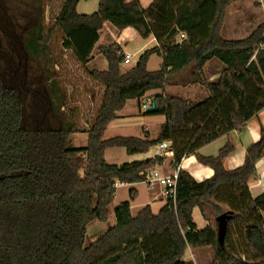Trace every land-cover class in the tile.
I'll use <instances>...</instances> for the list:
<instances>
[{"label": "trees", "instance_id": "obj_1", "mask_svg": "<svg viewBox=\"0 0 264 264\" xmlns=\"http://www.w3.org/2000/svg\"><path fill=\"white\" fill-rule=\"evenodd\" d=\"M49 1L0 0V264H195L184 260L188 247L210 251V264H264V193L253 197L248 185L264 157V128L236 169L222 165L234 150L229 142L215 157L198 153L242 131L264 109V23L245 39L226 40L221 31L234 0H152L145 9L137 0H98L91 15L77 12L82 0H64L47 25ZM107 22L119 31L133 28L156 45L131 67L118 44L99 48L107 69L89 75L104 93L82 129L58 69L68 51L88 64ZM181 34L186 37L177 42ZM152 55L162 58L161 69H147ZM213 59L224 69L209 82L204 67ZM179 82L199 85L208 96L191 102L166 93ZM155 90L161 93L153 114L165 122L154 140L103 139L128 100ZM75 133H87L85 148L72 146ZM164 141L171 142L172 169L195 156L213 175L198 182L178 170L175 208L166 203L154 215L147 206L133 217L130 202H122L116 225L85 247L88 225L109 216L116 181H145L164 163L157 156L111 165L105 151L143 154ZM129 195L134 200L136 191ZM196 207L206 220L213 217L203 230L193 223ZM227 211L233 217L220 244L216 218Z\"/></svg>", "mask_w": 264, "mask_h": 264}, {"label": "crops", "instance_id": "obj_2", "mask_svg": "<svg viewBox=\"0 0 264 264\" xmlns=\"http://www.w3.org/2000/svg\"><path fill=\"white\" fill-rule=\"evenodd\" d=\"M82 1H80L77 6V12L82 7L81 4ZM137 1L142 9L148 7L152 2V0H137ZM240 3L241 0H239L237 3L233 5L240 6L241 5ZM81 12H85L84 9L81 10ZM82 15H88V14H82ZM237 19L238 21H240L243 18L237 15ZM124 32L125 30L122 31V33ZM232 35H241V33L239 29L236 28L235 30H233ZM248 36L242 37V39H245ZM137 37L140 36L138 35ZM129 38L130 37L124 34L118 45L120 46L122 50L121 53L124 56L130 55L131 61L133 56H138L139 59V57L146 50L153 48L156 45V40L152 37L146 40L141 38L139 40L141 42L138 44L137 49L134 51L133 55H131L129 53H126L125 50L123 49L124 47H128ZM93 55L91 61L86 65H94L96 61L99 62V60H97L98 57ZM154 56L158 58H154ZM161 59L162 58H160L157 55H152L148 60L147 69L149 71L161 69L162 66ZM149 65L150 66L153 65V67H151L153 70L149 67ZM223 69L224 66L221 65L220 62L213 63L211 60L207 62L204 67V75L206 79L210 82L211 80L215 79L216 77L215 74L217 72L221 73ZM199 87H200L199 85L186 84V83L183 84L182 82H179V84L177 85V88L183 89L184 91L187 90L185 93L187 94V96H189V99L191 98L193 100H198L197 98H201L203 96V94H201L200 92ZM196 92L198 93L196 94ZM159 93H161L160 90L150 91L140 101L128 100L125 104V107L122 110L115 113V119L111 121L110 124L108 125L103 139L108 140L115 137H137L140 139L154 140L158 136L162 124L165 122V117L154 114H143L141 112V105L143 104L144 99L150 98L153 100L154 97ZM182 98L187 99L186 97H182ZM156 125H158L159 127L155 133H152L151 127ZM88 126L89 124L85 123L84 126H82V129H87ZM262 128H264V109L256 117L252 118L246 124L245 128L242 131L240 132L235 131L230 133L228 136L221 137L216 141H214L213 143L201 148L198 151V153L205 157H209V156L215 157L218 155L220 149L224 147L226 143L229 142L234 147V150L229 156H227L223 160L222 165L226 170L236 169L244 164L247 148L250 145L256 143L260 139ZM80 134L87 135V133H75L72 135V137L73 136L76 137L77 135ZM87 142H88V135H87ZM85 147L86 146L75 147V148H85ZM157 156L163 157L164 163L162 165L157 164L154 167V169L151 171H158V172L167 171L169 173L175 171L169 165L173 159V156L172 155L164 156V151L160 150L158 145L151 147L149 152L147 153L137 154V155H128L124 148H110L105 151L106 162L108 164L117 165V166L129 164L133 162L144 161L147 159L155 158ZM177 169L187 171L198 182L204 181L213 175V170L210 167L201 164L196 159L195 156H189L187 158H184ZM256 171H257L256 176L251 178L248 182L249 189L253 197H258L264 193V157L257 162ZM131 190L136 191V198L132 201L130 200V195H129ZM122 202H130V211L133 217H136L139 214V212L142 211L147 206L151 208L152 213L154 215H157L160 212V210L166 205V200L163 195V189L159 185L150 186L145 181L137 182L133 184L120 183L116 181V192L114 196V201L112 203L113 205L115 204L114 211L115 208ZM192 219H193V223L196 225L197 230L205 229L213 221V217L210 214H208V220H206L201 210L198 207L193 209ZM211 258L212 255L210 251L195 250L191 247L187 248L184 256V260L186 261L191 260L195 264H210L209 262H211Z\"/></svg>", "mask_w": 264, "mask_h": 264}, {"label": "rangeland", "instance_id": "obj_3", "mask_svg": "<svg viewBox=\"0 0 264 264\" xmlns=\"http://www.w3.org/2000/svg\"><path fill=\"white\" fill-rule=\"evenodd\" d=\"M64 0H50L49 7L47 8V17L46 23L47 25L51 23V21L56 17L59 13L61 5ZM239 0H234L232 4L226 10V18L224 25L222 27L221 36L226 40H241L242 37H246L251 34V32L257 28L259 25L264 23V0H241V5L236 6L233 5L237 3ZM255 1L260 3V6L255 4ZM82 7L79 9V14H88L91 15L97 12L98 9V0H88L82 1ZM85 6V7H84ZM85 12H81L83 10ZM237 15L242 17L243 19L238 21ZM238 21V23H237ZM237 23V24H235ZM236 28L239 29L241 35H232L233 30ZM126 34L129 38L128 47H124L126 53L133 55L134 51L137 49L139 41L141 37H137V32L133 28H128L124 33L122 31L117 30L112 24L105 23L103 29L100 31V38L95 47L94 55L97 56L99 62H95L94 65H80L79 62L76 61L74 56L70 51L65 53V57L62 63V66L58 69L61 72L62 84L64 89L67 91V94L71 98V102L73 105L79 107V117L81 127L84 126L85 123H90V120L93 119L96 109L100 104V100L104 93L103 85L96 83L90 77V72L94 69L98 71H104L107 69V61L106 59L99 53V48L107 47L113 44L120 43L123 35ZM177 42H180V38L176 39ZM95 58V57H94ZM154 58H158L155 57ZM138 60V56H133L131 65H127L129 67L136 64ZM158 60V59H155ZM162 60V59H161ZM213 63L220 62L217 59L212 60ZM221 65H223L220 62ZM224 66V65H223ZM149 67H153V65H149ZM152 69V68H151ZM153 70V69H152ZM156 71V70H154ZM221 73L217 72L215 74V79L210 82L218 81ZM200 88L201 94L203 96L201 98H197L198 100L189 99V96L185 93L183 89L175 87H166V91L173 96L186 97L191 102L201 101L202 99L208 96V93L205 89ZM198 92H196L197 94ZM200 94V93H199ZM147 99V98H146ZM143 104H145V100ZM150 106V105H149ZM141 112L146 114V111L142 110ZM148 116V115H145ZM158 125L152 126L151 131L155 133L158 129ZM72 146L75 147H83L87 146V135H77L76 137L71 136ZM115 205V204H114ZM114 205L109 208V216L105 222L93 221L87 227L86 237L84 246L87 247L90 244L94 243L98 238L104 235L110 228L116 225L115 213H114ZM210 263V262H209Z\"/></svg>", "mask_w": 264, "mask_h": 264}, {"label": "built area", "instance_id": "obj_4", "mask_svg": "<svg viewBox=\"0 0 264 264\" xmlns=\"http://www.w3.org/2000/svg\"><path fill=\"white\" fill-rule=\"evenodd\" d=\"M185 34L179 35L180 40L184 39ZM125 65L131 64L130 55L125 56L124 60ZM153 100L148 98L145 100V104H142V110L146 111L147 108L151 107ZM150 105V106H149ZM171 146L170 141H164L158 145L159 149L164 151V156L172 155V151L169 150ZM178 178V169L169 173L167 171L158 172V171H149L145 176V182L150 186L159 185L163 189V195L168 203L169 208L176 207V184Z\"/></svg>", "mask_w": 264, "mask_h": 264}, {"label": "water", "instance_id": "obj_5", "mask_svg": "<svg viewBox=\"0 0 264 264\" xmlns=\"http://www.w3.org/2000/svg\"><path fill=\"white\" fill-rule=\"evenodd\" d=\"M157 110H158V106L156 102L153 101L152 106L147 108L146 113L153 114L157 112ZM232 217H233V213L231 211H227L216 218V222L218 224V241L220 244L223 243L227 231V227L231 222Z\"/></svg>", "mask_w": 264, "mask_h": 264}]
</instances>
